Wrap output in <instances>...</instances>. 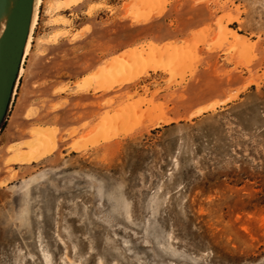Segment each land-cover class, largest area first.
I'll list each match as a JSON object with an SVG mask.
<instances>
[{
  "label": "rangeland",
  "instance_id": "obj_1",
  "mask_svg": "<svg viewBox=\"0 0 264 264\" xmlns=\"http://www.w3.org/2000/svg\"><path fill=\"white\" fill-rule=\"evenodd\" d=\"M36 2L0 121V264H264V0Z\"/></svg>",
  "mask_w": 264,
  "mask_h": 264
},
{
  "label": "water",
  "instance_id": "obj_2",
  "mask_svg": "<svg viewBox=\"0 0 264 264\" xmlns=\"http://www.w3.org/2000/svg\"><path fill=\"white\" fill-rule=\"evenodd\" d=\"M34 0H17L0 37V121L19 78L21 50H25ZM1 2V0H0Z\"/></svg>",
  "mask_w": 264,
  "mask_h": 264
},
{
  "label": "bare ground",
  "instance_id": "obj_3",
  "mask_svg": "<svg viewBox=\"0 0 264 264\" xmlns=\"http://www.w3.org/2000/svg\"><path fill=\"white\" fill-rule=\"evenodd\" d=\"M37 1V0H36ZM33 2L34 3V5H33V8H32V12H31V16H30V20H29V34H28V38H27V41H26V50H27V47H28V45H29V41H30V37H31V31H32V29H33V27H34V25H35V22H36V19H37V10H36V7H37V2ZM71 0H69V2H70ZM78 1V0H77ZM16 3H17V0H1V2H0V37L2 36V34H3V32H4V30H5V27H6V24H7V22H8V20H9V17H10V15H11V13H12V11H13V8L15 7V5H16ZM59 3H61V2H59ZM68 3V2H67ZM68 5V4H67ZM158 12V11H157ZM232 29V28H231ZM230 32H232L233 33V35L237 38V39H240V35L235 31V30H230ZM150 47H152L153 49H155V46H152V45H150ZM158 47V46H157ZM166 47V46H165ZM161 48V47H160ZM159 47L157 48V50L159 49V50H161ZM167 48V47H166ZM153 49H151L152 51H153ZM148 50H150V48L148 49ZM147 50V51H148ZM150 50V51H151ZM146 51V50H145ZM151 51V52H152ZM155 51V50H154ZM126 52V51H125ZM129 52V51H128ZM127 52V53H128ZM134 52H135V50H134ZM139 52H141V50L139 51ZM137 53V52H136ZM149 53V52H148ZM153 53V52H152ZM161 53H162V51H161ZM150 54V53H149ZM126 55V54H125ZM128 55V54H127ZM140 55V53L138 54V58H141L142 56H139ZM142 55V54H141ZM153 55L154 54H152V58H153V60H152V63H151V65L152 64H154L153 62H157V59H154L155 57H153ZM129 56V55H128ZM127 56V57H128ZM133 55H130L129 57H132ZM137 56V55H136ZM147 56V55H146ZM125 57V56H124ZM135 57V56H134ZM149 57H150V55H149ZM133 58V57H132ZM131 58V59H132ZM137 58V59H138ZM120 59H122V58H120ZM134 59V58H133ZM145 59V58H144ZM129 60V59H128ZM160 60V59H159ZM111 61V60H110ZM140 61V60H139ZM109 62V61H108ZM112 62V61H111ZM133 62L135 63V65L134 64H132V67L133 66H136L137 67V65L138 64H136V62H138V61H134L133 60ZM159 62V61H158ZM121 63H123V62H121ZM127 63H128V61H127ZM132 63V62H131ZM138 63H140V62H138ZM115 64H116V62H115ZM144 64H145V62H144ZM125 65V64H124ZM128 65V64H127ZM142 65V64H141ZM155 65H156V63H155ZM111 66H112V64H111ZM110 66V67H111ZM115 66V65H114ZM131 66V65H130ZM130 66H128V67H130ZM145 66V65H144ZM143 66V67H144ZM146 66H147V64H146ZM104 67V66H103ZM102 67V68H103ZM108 67V66H107ZM148 67V66H147ZM127 68V67H126ZM140 68V66H138V69ZM161 68V67H160ZM142 69V68H141ZM144 69V68H143ZM155 70L156 68H151V70ZM134 70H135V72L137 71V69L134 67V69H133V71L132 72H134ZM148 70V69H147ZM109 71V70H108ZM139 71V70H138ZM138 71L136 72V74L138 73ZM144 71V70H143ZM147 72V71H146ZM135 74V75H136ZM125 75V74H124ZM85 76V75H84ZM100 76V75H99ZM127 76V75H126ZM126 76H124L123 78H126ZM128 78V77H127ZM126 78V79H127ZM128 80V79H127ZM76 84V83H75ZM100 85V84H99ZM98 85V86H99ZM102 87L104 86L103 84L101 85ZM111 86V85H110ZM59 88V87H58ZM64 88V87H63ZM135 107V106H134ZM209 107H212V105L211 106H209ZM208 107H206V109H207ZM134 113H135V111H134ZM194 114V113H193ZM109 115V114H108ZM111 116V115H110ZM106 117H107V115H106ZM110 119V118H109ZM112 119V118H111ZM100 121H102V119H100L97 123L98 124H100L101 122ZM110 121V120H109ZM107 122H108V118H107ZM167 122V121H166ZM109 123V122H108ZM97 124V125H98ZM103 124V123H102ZM101 125V124H100ZM104 125V124H103ZM158 125V124H157ZM41 128H44V127H41ZM40 127H36L32 132H31V134H35V133H37V132H40V133H38V134H41V131L40 130H42ZM71 128H73V127H71ZM76 130V129H75ZM75 130H71L69 133H68V136H72V135H74L75 134ZM96 130V129H95ZM56 131L57 130H54V131H51V144H49V148H42L41 146H39V144H38V146L36 145V144H32L30 141H32L33 139H31L30 141H28V144H27V148H25V149H19L18 147H8V150L11 152V154H10V156L9 157H7V159L5 160V162L6 163H9V162H11V163H15V162H32V161H35V160H38V159H40L42 156H44L45 154H47V153H50L54 148H55V146H56V142H57V139H56ZM45 133V135H46V133L47 132H44ZM113 134H115V133H113ZM119 135V134H118ZM50 136V135H49ZM68 136H66V137H68ZM43 137L45 138L46 136H44V134H43ZM66 137H62V136H59V138L61 139V140H63V139H65ZM48 138H50V137H48ZM45 139H47V138H45ZM37 141V140H36ZM41 142V141H40ZM26 143V142H25ZM37 143H38V141H37ZM87 143V142H86ZM41 145V144H40ZM90 145V144H89ZM12 146V145H11ZM69 146H70V148L72 149V150H78V149H80L81 148V144L79 143V139H75V138H73L72 139V141L69 143ZM9 152V153H10ZM10 176H12V175H10Z\"/></svg>",
  "mask_w": 264,
  "mask_h": 264
}]
</instances>
